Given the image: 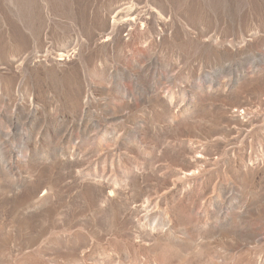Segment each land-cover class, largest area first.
Returning <instances> with one entry per match:
<instances>
[{
	"label": "rangeland",
	"instance_id": "obj_1",
	"mask_svg": "<svg viewBox=\"0 0 264 264\" xmlns=\"http://www.w3.org/2000/svg\"><path fill=\"white\" fill-rule=\"evenodd\" d=\"M0 264H264V0H0Z\"/></svg>",
	"mask_w": 264,
	"mask_h": 264
},
{
	"label": "bare ground",
	"instance_id": "obj_2",
	"mask_svg": "<svg viewBox=\"0 0 264 264\" xmlns=\"http://www.w3.org/2000/svg\"><path fill=\"white\" fill-rule=\"evenodd\" d=\"M60 56H61V58L59 60H65V58H64L65 55L64 54H61Z\"/></svg>",
	"mask_w": 264,
	"mask_h": 264
}]
</instances>
